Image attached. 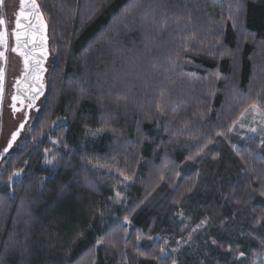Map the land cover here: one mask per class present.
<instances>
[{
    "label": "trees",
    "instance_id": "1",
    "mask_svg": "<svg viewBox=\"0 0 264 264\" xmlns=\"http://www.w3.org/2000/svg\"><path fill=\"white\" fill-rule=\"evenodd\" d=\"M39 2L54 62L0 264H175L158 237L204 220L210 264H264V146L231 132L264 111V0Z\"/></svg>",
    "mask_w": 264,
    "mask_h": 264
},
{
    "label": "water",
    "instance_id": "2",
    "mask_svg": "<svg viewBox=\"0 0 264 264\" xmlns=\"http://www.w3.org/2000/svg\"><path fill=\"white\" fill-rule=\"evenodd\" d=\"M33 3L36 7H33ZM21 0H19V7L15 13L12 29L13 39V51L22 58L24 65V72L21 77L16 81L14 86L15 93L13 104L17 101L22 102L23 100H31L32 104L44 96L46 98L48 93V72H49V61L51 58L50 49V36H49V23L44 15L39 0H24V13L20 16V26L17 27V16L20 13ZM1 24L0 34L4 37V42L0 43L1 51L3 53L0 58L2 59V67L0 68V111L4 96V82H5V68L7 51L9 46V34L7 24L4 19ZM16 34H19V42H17ZM27 60V63L25 62ZM23 127H19L15 139L13 140V134L7 147L9 152L15 143L18 141L20 134L22 133Z\"/></svg>",
    "mask_w": 264,
    "mask_h": 264
},
{
    "label": "rangeland",
    "instance_id": "3",
    "mask_svg": "<svg viewBox=\"0 0 264 264\" xmlns=\"http://www.w3.org/2000/svg\"><path fill=\"white\" fill-rule=\"evenodd\" d=\"M10 12H12V7L4 10V20L6 24L7 21L9 22L10 19H13ZM8 58L11 59V56H8ZM53 62L54 59L51 58L49 61L50 68ZM10 120L14 121L11 119V116L8 112L5 113L3 121H1L3 127L1 128L0 148L8 142V137L11 136L10 134L14 129L15 123L11 122ZM33 126L27 129L25 136L17 143L16 148L8 155L7 158L13 156L17 151L21 150L27 144ZM253 129H255V131H253ZM231 132L234 136L244 139L248 137L258 138L261 140V143L264 146V111L257 106L255 108L250 107L242 114L238 123L232 128ZM52 141L56 143L55 139H52ZM4 169L5 161L0 165V181L4 174ZM17 173H19V175H15V173L11 183L23 178V173ZM122 199L123 195L118 192L116 194L115 203L120 205ZM182 219L183 216L181 215L180 220ZM208 226V221L204 220L198 226L192 227L189 233L184 237H180L176 233L165 234L161 237H158V240L163 241L164 255L175 256V264H210L211 261H215L217 259V255H215L214 250L216 244L214 238L210 235V232L207 229Z\"/></svg>",
    "mask_w": 264,
    "mask_h": 264
},
{
    "label": "flooded vegetation",
    "instance_id": "4",
    "mask_svg": "<svg viewBox=\"0 0 264 264\" xmlns=\"http://www.w3.org/2000/svg\"><path fill=\"white\" fill-rule=\"evenodd\" d=\"M11 7H12V12L10 13L12 14L13 19H10L9 22L7 21L9 46L7 51L6 68H5L6 74H5V82H4V96L0 111V137H1V128L3 127L1 121H3L5 113L8 112L10 114L11 119L14 120V121L12 120L10 121L15 123V126L10 134L11 136L8 137L9 138L8 142L0 148V165L4 163L8 155L16 148L17 143L25 136L27 129L33 126V124L39 117L45 102V98L43 96L36 102V104L35 103L32 104V101L27 99L23 100L22 102L17 101L15 104H13V97L15 93L14 86L16 84V81L21 77L22 73L24 72V65L22 62V58L12 51L13 39L11 32L13 29V21H14L15 13L19 7V0H2V3H0V20L4 19V10ZM8 56H11V59L8 58ZM2 64L3 62L2 59L0 58V68L2 67ZM21 125H24V128L22 130V133L20 134L18 141L15 143V145L12 147V149L9 152H6L5 149H7L8 147L12 134L15 131H17Z\"/></svg>",
    "mask_w": 264,
    "mask_h": 264
},
{
    "label": "snow or ice",
    "instance_id": "5",
    "mask_svg": "<svg viewBox=\"0 0 264 264\" xmlns=\"http://www.w3.org/2000/svg\"><path fill=\"white\" fill-rule=\"evenodd\" d=\"M0 3H2V0H0ZM33 7H34V8L36 7V5H35L34 3H33ZM23 13H24V0H21L20 13H19V15L17 16V27L20 26V16L23 15ZM3 23H4V21H3V20H0V24H3ZM16 38H17V42H19V34H16ZM3 42H4V37H3L2 34H0V43H3ZM16 50H17V49H15V48L13 49V51H16ZM2 55H3V53H0V56H2ZM25 62L27 63V60H26ZM0 77H2V73H0ZM13 99L15 100L16 98L13 97ZM252 107L255 108L256 105L253 104ZM21 127H23V125H21ZM253 131H255V129H253ZM15 137H16V134H13L12 139L14 140ZM10 146H11V143L9 144V147H10ZM5 151H7V149H5ZM15 175H19V173H16ZM138 239H139V237H138ZM160 252H161L162 255L165 254L163 248L160 249Z\"/></svg>",
    "mask_w": 264,
    "mask_h": 264
}]
</instances>
